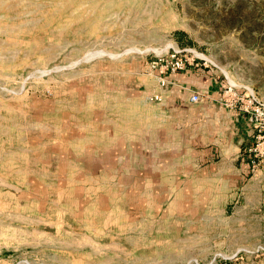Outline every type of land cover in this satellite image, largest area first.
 <instances>
[{
	"label": "rangeland",
	"instance_id": "374dc122",
	"mask_svg": "<svg viewBox=\"0 0 264 264\" xmlns=\"http://www.w3.org/2000/svg\"><path fill=\"white\" fill-rule=\"evenodd\" d=\"M246 89L264 0H0V264H264L258 129H170Z\"/></svg>",
	"mask_w": 264,
	"mask_h": 264
},
{
	"label": "crops",
	"instance_id": "0c3cea01",
	"mask_svg": "<svg viewBox=\"0 0 264 264\" xmlns=\"http://www.w3.org/2000/svg\"><path fill=\"white\" fill-rule=\"evenodd\" d=\"M191 69V71H194V69ZM216 97L211 98V102L205 103L203 106V111L199 112L194 115H190L186 113L185 110H187V107L189 104V98H175L172 100V104L178 105L179 108H176L177 114L175 116L177 117L175 119V122L173 123V126H171L172 135L176 136L178 133H181L180 135L185 134L184 131L185 123L190 122L189 125H191V131L194 134L193 136L200 137L202 140H200L199 143H201L204 146L208 147V151L211 152H219L220 159L223 158V151H221L219 148H216L212 146L213 141L206 144L207 140L206 137L210 134V131L212 130V123H214L215 127V136L217 135V128L222 129L223 125V114L227 115L229 117V123L226 125V133L227 131H230L232 134V142H235V146H241V148H245V146L248 143V140L251 136V127L250 125V119L247 114L243 113L242 111H239L237 108L233 109L232 111L227 110L226 108L222 107L219 103L216 102ZM186 101V102H185ZM226 107V106H225ZM201 130V132H200ZM200 132V133H199ZM194 144L196 145V142L194 141ZM210 147V148H209ZM239 148V147H238ZM240 149V148H239ZM241 151V150H240ZM209 153L207 152V155ZM222 155V156H221ZM243 161V159H242Z\"/></svg>",
	"mask_w": 264,
	"mask_h": 264
},
{
	"label": "built area",
	"instance_id": "2783aa9c",
	"mask_svg": "<svg viewBox=\"0 0 264 264\" xmlns=\"http://www.w3.org/2000/svg\"><path fill=\"white\" fill-rule=\"evenodd\" d=\"M182 65V62L175 63L177 69H182ZM227 92H231V89L229 88ZM232 97L235 99L234 101H241L245 103V107L241 111L248 115L251 124H253L255 129H258L257 131L259 135L256 137L257 140L264 141V135H261V133H264V98L258 97L249 89H246L245 93L233 92ZM156 100H158V97L154 98V101ZM200 101L201 97L199 94H193L189 97V102L191 104H198ZM235 107L238 108L236 104ZM252 151L255 152V150H249V152ZM261 156L264 157V148L261 152ZM251 163L254 164L255 160H252Z\"/></svg>",
	"mask_w": 264,
	"mask_h": 264
}]
</instances>
